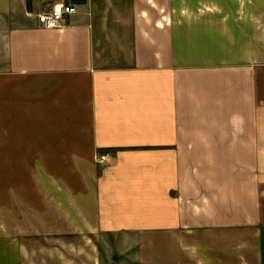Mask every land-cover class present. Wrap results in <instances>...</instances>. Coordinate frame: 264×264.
<instances>
[{
	"label": "crops",
	"instance_id": "crops-1",
	"mask_svg": "<svg viewBox=\"0 0 264 264\" xmlns=\"http://www.w3.org/2000/svg\"><path fill=\"white\" fill-rule=\"evenodd\" d=\"M226 2L0 0V264H264V0Z\"/></svg>",
	"mask_w": 264,
	"mask_h": 264
},
{
	"label": "rangeland",
	"instance_id": "rangeland-1",
	"mask_svg": "<svg viewBox=\"0 0 264 264\" xmlns=\"http://www.w3.org/2000/svg\"><path fill=\"white\" fill-rule=\"evenodd\" d=\"M220 1V7L223 6L228 7V5H230L229 10H232V5L231 3H227L226 0H219ZM237 3H235L234 7L236 9ZM251 6H253V4H251ZM254 8V7H251ZM221 9V8H220ZM250 39H251V54H257L260 50V46H262V44L259 42V39L263 38V36H260L259 34H255V33H251L250 35ZM259 49V50H258ZM21 164H0V196L2 195V187L6 188V186H18V170H19V166ZM26 168H29L31 166V164H25ZM29 171V170H27ZM11 176V178H10ZM10 178V179H9ZM27 243H26V247H27V253H26V258H24V263L25 264H34V246H35V239L34 238H26ZM41 261V260H38ZM77 263L81 264L82 260L79 257V259L76 258ZM88 261V260H86ZM92 264H94L93 260L90 262ZM108 263L109 260H108ZM38 264H42V261ZM48 264H55V261L49 260Z\"/></svg>",
	"mask_w": 264,
	"mask_h": 264
},
{
	"label": "built area",
	"instance_id": "built-area-1",
	"mask_svg": "<svg viewBox=\"0 0 264 264\" xmlns=\"http://www.w3.org/2000/svg\"><path fill=\"white\" fill-rule=\"evenodd\" d=\"M75 11L74 5H56L48 14L42 17L43 25L49 29L59 28L63 25L65 16Z\"/></svg>",
	"mask_w": 264,
	"mask_h": 264
}]
</instances>
